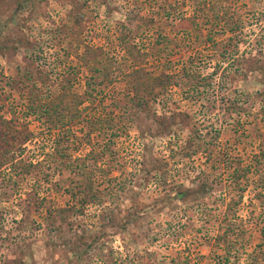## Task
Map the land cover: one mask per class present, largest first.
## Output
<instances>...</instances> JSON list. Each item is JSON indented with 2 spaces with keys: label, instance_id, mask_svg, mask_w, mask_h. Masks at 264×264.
Returning <instances> with one entry per match:
<instances>
[{
  "label": "rangeland",
  "instance_id": "obj_1",
  "mask_svg": "<svg viewBox=\"0 0 264 264\" xmlns=\"http://www.w3.org/2000/svg\"><path fill=\"white\" fill-rule=\"evenodd\" d=\"M68 81L85 99L71 130L29 114ZM8 148L0 264H255L264 0H0Z\"/></svg>",
  "mask_w": 264,
  "mask_h": 264
},
{
  "label": "trees",
  "instance_id": "obj_2",
  "mask_svg": "<svg viewBox=\"0 0 264 264\" xmlns=\"http://www.w3.org/2000/svg\"><path fill=\"white\" fill-rule=\"evenodd\" d=\"M221 19V18H220ZM225 23L223 28L229 27L227 32L233 31L236 33L237 30L240 29V24L229 22L228 19H225ZM102 54L99 52V50H93L91 48L86 47L85 50H83L81 53L77 52L75 55L78 58V60L85 66H91L93 63L94 65L97 64H102V59L97 60L98 55ZM152 73H146L145 77H147L148 81L151 83L149 85L151 86V93H153L154 85L152 82L157 84L158 78L151 76ZM147 81V84H148ZM148 86V85H146ZM158 86H165V83H161V80L158 82ZM61 91L58 96L49 99L47 101L42 100L41 98H35L34 95L30 96L28 99V104H26V108L29 112V114H33L39 119L40 121H44V123L47 125V127L51 129H57L58 127H63L62 129H67L71 130L73 125L78 123L79 117L81 116L80 114V106L84 104V97L79 94H74L72 93L71 90V85L70 82L68 81L67 83H63L61 86ZM97 129V125L95 130ZM18 131V130H17ZM31 134L25 133L23 134V142H28L31 139ZM9 148L6 149L5 151L1 152V158L4 162L9 161L12 157L9 156ZM264 164V151L260 154V156H256V161H255V169L257 170L258 173V179H257V189L260 191L264 189V172L260 168ZM261 166V167H260ZM22 171V169H21ZM21 171H18V173H22ZM243 170L237 169L235 176L233 177L234 181H240V178L244 176ZM25 173H28L26 170ZM259 191V192H260ZM261 193V192H260ZM225 220L227 222H230V216L228 214L224 215ZM231 225H228L227 229L231 230L232 228L230 227ZM262 232V237L264 238V229L261 231ZM82 241H85V237H80ZM231 245V243H230ZM229 246V245H228ZM227 246V247H228ZM262 246L264 247V242L262 243ZM261 259H264V253H262ZM259 257L254 256L253 260L256 264L260 260Z\"/></svg>",
  "mask_w": 264,
  "mask_h": 264
}]
</instances>
